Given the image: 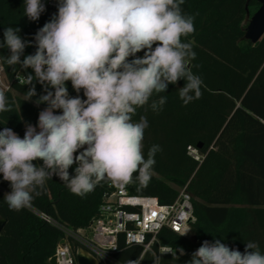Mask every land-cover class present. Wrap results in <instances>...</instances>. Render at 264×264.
I'll use <instances>...</instances> for the list:
<instances>
[{
	"label": "trees",
	"instance_id": "1",
	"mask_svg": "<svg viewBox=\"0 0 264 264\" xmlns=\"http://www.w3.org/2000/svg\"><path fill=\"white\" fill-rule=\"evenodd\" d=\"M248 3L252 16L260 8L255 0H185L184 11L195 16L190 39L195 41L196 57L191 65L203 80L202 96L183 106L177 89L184 85L180 80L160 94L167 96V102L158 114L138 109L134 119L144 115L149 122L143 141L145 156L153 144L162 148L146 187L135 181L120 187L105 180L82 198L54 176L31 207L15 212L3 200L11 188L0 174V218L7 220L0 234V264H51L65 238L62 228H88L99 216L105 195L121 188L130 195L156 197L162 205L174 203L186 188L196 220L187 238L168 228L161 230L152 251L127 245L120 238L113 253L115 263L109 264H126L139 256L144 257L141 264H153V254L161 257L159 264H187L203 241L216 239L241 252L249 240L264 250V35L256 44L244 39ZM23 5L24 0H0V41L6 27H18L21 38L32 42L25 48L24 55H29L36 51V32L51 16L46 6L39 20L30 21ZM7 55L9 50L0 48V57ZM0 63L10 85L9 90H0L14 102L12 112L0 113V130L11 128L23 138L25 126H35L39 112L47 106L35 103L45 94L44 88L34 80L37 96L29 100L31 69L16 65L13 70L3 60ZM67 87L71 96L77 95L71 82ZM79 95L83 97V90ZM189 147L204 155L201 163L188 154ZM74 168L70 174L74 175ZM70 244L76 253L80 246ZM164 247L183 248L185 255L177 251V260L161 252Z\"/></svg>",
	"mask_w": 264,
	"mask_h": 264
},
{
	"label": "clouds",
	"instance_id": "2",
	"mask_svg": "<svg viewBox=\"0 0 264 264\" xmlns=\"http://www.w3.org/2000/svg\"><path fill=\"white\" fill-rule=\"evenodd\" d=\"M184 4L185 0H57V12L36 32V51L29 55H24L25 48L32 42L21 38V29H4L0 48H7L9 55L0 60L13 70L16 65L31 69L28 99L37 96L35 80L45 93L35 103L47 105L35 126H25L23 138L11 128L0 130V174L11 188L3 200L10 211L31 207L54 176L82 198L105 180L120 187L134 181L148 185L162 148L153 144L145 156L149 122L144 115L134 119L138 109L158 114L167 102L160 94L180 80L183 106L202 96L203 80L191 65L196 57L195 41L190 39L195 16L184 11ZM23 9L30 21H37L46 5L43 0H24ZM67 82L76 96L69 94ZM13 107L0 90V113L12 112ZM74 165L73 175L69 169ZM177 251L185 255L183 248L165 253L178 260ZM160 258L153 254V264ZM142 260L139 256L126 264ZM187 264H264V250L251 240L243 252L219 239L205 240Z\"/></svg>",
	"mask_w": 264,
	"mask_h": 264
},
{
	"label": "built area",
	"instance_id": "3",
	"mask_svg": "<svg viewBox=\"0 0 264 264\" xmlns=\"http://www.w3.org/2000/svg\"><path fill=\"white\" fill-rule=\"evenodd\" d=\"M44 1L52 18L57 12V0ZM0 84L1 89H10L1 63ZM188 154L200 163L204 160V155L195 147H189ZM104 199L99 216L88 228L77 231L62 228L65 238L64 244L60 242L56 248L53 257L56 264H76L71 241L87 250L99 264L115 263L113 253L118 248L120 238L127 245H141L145 252L152 251V245L161 230L168 228L181 236L185 231L191 230V224L196 220L192 196L186 188L180 191L177 199L170 205L160 204L153 196L130 195L125 188L112 190ZM190 232L182 237H189ZM169 249L164 247L160 251L165 253Z\"/></svg>",
	"mask_w": 264,
	"mask_h": 264
},
{
	"label": "water",
	"instance_id": "4",
	"mask_svg": "<svg viewBox=\"0 0 264 264\" xmlns=\"http://www.w3.org/2000/svg\"><path fill=\"white\" fill-rule=\"evenodd\" d=\"M260 4V8L254 15H250L249 3L246 5V23L244 39L256 44L264 35V0H255ZM7 223L6 219L0 218V234ZM64 244V241H61ZM76 264H99L98 260L92 256L87 250L78 247L75 253ZM51 264H56V259L52 258Z\"/></svg>",
	"mask_w": 264,
	"mask_h": 264
},
{
	"label": "rangeland",
	"instance_id": "5",
	"mask_svg": "<svg viewBox=\"0 0 264 264\" xmlns=\"http://www.w3.org/2000/svg\"><path fill=\"white\" fill-rule=\"evenodd\" d=\"M245 24L247 25V23L245 22ZM0 87L2 88V85L0 84Z\"/></svg>",
	"mask_w": 264,
	"mask_h": 264
}]
</instances>
